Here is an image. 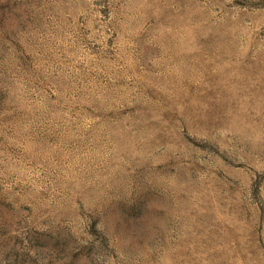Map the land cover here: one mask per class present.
<instances>
[{"label": "rangeland", "instance_id": "374dc122", "mask_svg": "<svg viewBox=\"0 0 264 264\" xmlns=\"http://www.w3.org/2000/svg\"><path fill=\"white\" fill-rule=\"evenodd\" d=\"M0 264H264V0H0Z\"/></svg>", "mask_w": 264, "mask_h": 264}]
</instances>
